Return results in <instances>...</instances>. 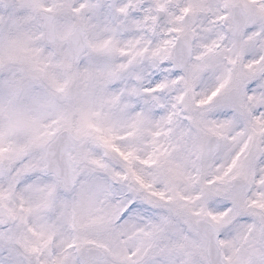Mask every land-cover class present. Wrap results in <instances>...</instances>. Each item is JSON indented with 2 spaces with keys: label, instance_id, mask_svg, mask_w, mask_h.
<instances>
[{
  "label": "snow or ice",
  "instance_id": "6c2138e0",
  "mask_svg": "<svg viewBox=\"0 0 264 264\" xmlns=\"http://www.w3.org/2000/svg\"><path fill=\"white\" fill-rule=\"evenodd\" d=\"M0 264H264V0H0Z\"/></svg>",
  "mask_w": 264,
  "mask_h": 264
}]
</instances>
